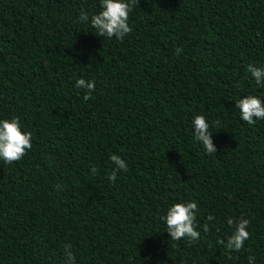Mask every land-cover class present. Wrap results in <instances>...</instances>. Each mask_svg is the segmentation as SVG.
I'll return each instance as SVG.
<instances>
[{
  "label": "trees",
  "instance_id": "trees-1",
  "mask_svg": "<svg viewBox=\"0 0 264 264\" xmlns=\"http://www.w3.org/2000/svg\"><path fill=\"white\" fill-rule=\"evenodd\" d=\"M99 11L0 0V119L33 145L0 161V264H62L65 248L77 264H264V120L235 108L264 96L249 71L264 66V0H136L123 40L79 21ZM78 78L96 82L87 101ZM197 114L216 153L194 138ZM113 154L128 164L115 181ZM184 200L198 241L160 219ZM229 218L250 221L240 251L224 246Z\"/></svg>",
  "mask_w": 264,
  "mask_h": 264
},
{
  "label": "clouds",
  "instance_id": "clouds-1",
  "mask_svg": "<svg viewBox=\"0 0 264 264\" xmlns=\"http://www.w3.org/2000/svg\"><path fill=\"white\" fill-rule=\"evenodd\" d=\"M136 0H100L101 11L89 17L87 12H81L79 21L84 24L90 22L95 29L97 36L123 40L131 31L129 23L130 13ZM182 49L177 48L176 54L180 55ZM251 77L255 85L264 88V66H249ZM96 87L95 80L88 81L85 78H78L75 88L85 90L84 100L90 99ZM236 100L235 108L239 109L240 118L249 125L256 124L257 120H264V96L246 94ZM193 135L196 141L200 142L207 153H216L212 144L211 134L214 125L208 120L205 114H197L192 118ZM32 133L23 129L21 121L17 117L0 119V161L12 163L20 160L27 151L32 149ZM111 160L115 162L116 170L108 177L115 181L117 171H127L128 164L119 155L113 154ZM95 171V169H93ZM198 202L196 200H184L172 203L160 219L166 224V231L174 241L187 237L190 241L200 239L198 227ZM211 219V217H210ZM235 223L232 234L228 237L227 249L240 251L245 241L249 239L250 233L248 219L235 221L228 219V224ZM207 228V226H205ZM221 243H224L221 241ZM65 256L62 264H77L75 254L65 248Z\"/></svg>",
  "mask_w": 264,
  "mask_h": 264
}]
</instances>
